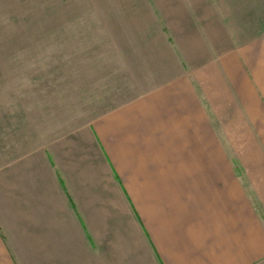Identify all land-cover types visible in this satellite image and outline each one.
I'll use <instances>...</instances> for the list:
<instances>
[{"label": "crops", "instance_id": "0c3cea01", "mask_svg": "<svg viewBox=\"0 0 264 264\" xmlns=\"http://www.w3.org/2000/svg\"><path fill=\"white\" fill-rule=\"evenodd\" d=\"M183 68L1 167L0 264L24 237L48 264L73 238L85 264L264 261V33Z\"/></svg>", "mask_w": 264, "mask_h": 264}, {"label": "rangeland", "instance_id": "374dc122", "mask_svg": "<svg viewBox=\"0 0 264 264\" xmlns=\"http://www.w3.org/2000/svg\"><path fill=\"white\" fill-rule=\"evenodd\" d=\"M262 33L264 0H0V169ZM16 242L21 264H48L31 237Z\"/></svg>", "mask_w": 264, "mask_h": 264}]
</instances>
